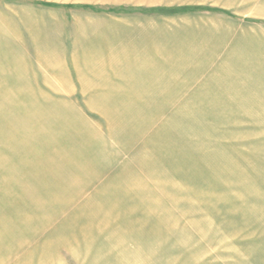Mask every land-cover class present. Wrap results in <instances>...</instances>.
I'll use <instances>...</instances> for the list:
<instances>
[{
  "label": "rangeland",
  "instance_id": "374dc122",
  "mask_svg": "<svg viewBox=\"0 0 264 264\" xmlns=\"http://www.w3.org/2000/svg\"><path fill=\"white\" fill-rule=\"evenodd\" d=\"M150 32L192 83L81 91ZM0 264H264V0H0Z\"/></svg>",
  "mask_w": 264,
  "mask_h": 264
},
{
  "label": "crops",
  "instance_id": "0c3cea01",
  "mask_svg": "<svg viewBox=\"0 0 264 264\" xmlns=\"http://www.w3.org/2000/svg\"><path fill=\"white\" fill-rule=\"evenodd\" d=\"M154 35L155 37H158L157 34L154 33ZM145 36H149V44H146L144 46L139 45L135 47L129 44V46L127 47L119 46L111 51L110 56L105 58L111 64V71H109L108 69L110 68L109 66L107 67L103 65L104 62L101 59H98V61H100L98 62V65L86 66L91 71H88L86 68H84L83 74H80L77 70V72L79 73V84L82 85L83 88L85 83L91 84L89 90L81 91L84 93H96L94 96H88V98H106L105 95H101L99 93H102L104 89H110L108 91H113V89L112 87H110V85L107 86L104 84H109L114 81L115 83H118L120 81L124 82L126 81V78H128L127 82H130L132 84L133 82H139L138 78L144 77V83H147L149 85L148 88H150L151 85L154 86L157 84V89H167L169 86L173 85H176L177 88H181V84L184 83L185 79L189 83H192L194 81L191 77H184L190 75L187 68L189 66L199 67L200 65H196L195 62L199 61V59L204 60V57H207L206 55L208 52H206L205 56H203V53L193 54V52H190L193 50H190L186 53H178V45L168 44L166 50L173 51L172 53H168L165 49L161 48V40H153L152 32H150L148 35L145 34ZM197 50L200 49L196 48L195 51ZM210 50L216 51L217 45H214V47H210ZM193 57H195V59ZM164 58L167 61L163 62ZM176 59H178L177 63L175 62ZM191 60L195 61L191 63ZM42 66L45 67L44 69L46 71H51V75L54 74L55 76H59V72L57 71L59 69V64H47ZM53 70L55 71L53 72ZM193 73L195 75L197 74L195 73V71ZM170 76H174V78H169ZM82 79L84 80V82ZM178 85L180 86L178 87ZM73 92H68L67 94H71ZM113 92L120 93V91L115 90ZM112 97L114 96H109L108 98ZM116 97H120V95L117 94Z\"/></svg>",
  "mask_w": 264,
  "mask_h": 264
},
{
  "label": "trees",
  "instance_id": "16d2710c",
  "mask_svg": "<svg viewBox=\"0 0 264 264\" xmlns=\"http://www.w3.org/2000/svg\"><path fill=\"white\" fill-rule=\"evenodd\" d=\"M187 9V8H186ZM183 12H185V11H183ZM173 12H171V14H172Z\"/></svg>",
  "mask_w": 264,
  "mask_h": 264
}]
</instances>
